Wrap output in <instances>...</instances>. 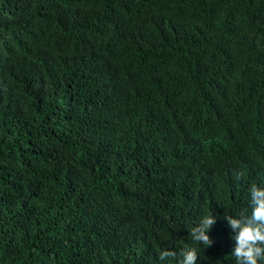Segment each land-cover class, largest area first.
<instances>
[{"label":"trees","instance_id":"1","mask_svg":"<svg viewBox=\"0 0 264 264\" xmlns=\"http://www.w3.org/2000/svg\"><path fill=\"white\" fill-rule=\"evenodd\" d=\"M252 185L264 0H0V264H237Z\"/></svg>","mask_w":264,"mask_h":264},{"label":"clouds","instance_id":"2","mask_svg":"<svg viewBox=\"0 0 264 264\" xmlns=\"http://www.w3.org/2000/svg\"><path fill=\"white\" fill-rule=\"evenodd\" d=\"M125 85H115V97H119ZM250 215L238 216L223 215L231 228V239L234 241L231 254L237 264H264V187L252 185L249 189ZM217 216L207 214L190 229V236L194 242L209 245L212 240L209 236L210 229L215 225ZM198 248L195 246L185 247L180 252L179 264H196ZM168 251H162L159 259L164 261L170 256Z\"/></svg>","mask_w":264,"mask_h":264}]
</instances>
